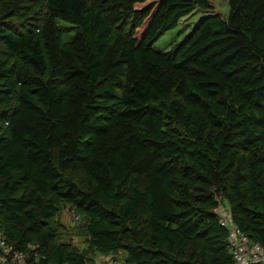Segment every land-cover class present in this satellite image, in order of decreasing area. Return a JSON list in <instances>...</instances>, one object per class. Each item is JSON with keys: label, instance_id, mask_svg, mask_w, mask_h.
<instances>
[{"label": "trees", "instance_id": "1", "mask_svg": "<svg viewBox=\"0 0 264 264\" xmlns=\"http://www.w3.org/2000/svg\"><path fill=\"white\" fill-rule=\"evenodd\" d=\"M212 8L0 0V230L27 262L94 264L58 241L65 204L97 254L134 264H233L218 199L264 247V0L154 46Z\"/></svg>", "mask_w": 264, "mask_h": 264}, {"label": "rangeland", "instance_id": "2", "mask_svg": "<svg viewBox=\"0 0 264 264\" xmlns=\"http://www.w3.org/2000/svg\"><path fill=\"white\" fill-rule=\"evenodd\" d=\"M211 2L213 6L212 12L205 13L200 11H194L190 15L181 19L175 28L167 30L159 39L154 42V46L162 51L172 49L183 39L184 35L190 32L193 27H195L198 20L208 13H217L220 14L222 17H226L228 13V0H211ZM146 3L147 2L136 3L135 6L139 8L145 5ZM58 23L60 26L69 25L63 20H59ZM23 25H25V23L15 24V26L18 28H22ZM74 32L75 28L73 27L65 30L62 33V40L70 39ZM67 174L72 176L79 186L86 185L87 180L81 171L71 170ZM56 220L61 225L58 235V241L69 242L75 249L85 253L88 257L95 256L94 260L99 257L100 254H97L96 251L91 248L88 235L85 231L83 216L81 214L76 213L71 205H62L59 214L56 217ZM0 264L8 263L0 262Z\"/></svg>", "mask_w": 264, "mask_h": 264}, {"label": "built area", "instance_id": "3", "mask_svg": "<svg viewBox=\"0 0 264 264\" xmlns=\"http://www.w3.org/2000/svg\"><path fill=\"white\" fill-rule=\"evenodd\" d=\"M219 223L227 233V241L230 253L233 258V264H264V247L256 241L251 240L248 235L237 226L230 214L228 204L218 199L214 208ZM0 262L8 264H30L27 262V254L15 249L8 244L1 234L0 230ZM94 264H134L124 260L116 259L111 255L100 254L94 260Z\"/></svg>", "mask_w": 264, "mask_h": 264}]
</instances>
